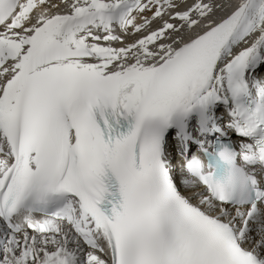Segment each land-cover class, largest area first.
<instances>
[{"label": "snow or ice", "instance_id": "snow-or-ice-1", "mask_svg": "<svg viewBox=\"0 0 264 264\" xmlns=\"http://www.w3.org/2000/svg\"><path fill=\"white\" fill-rule=\"evenodd\" d=\"M262 70L264 0H0V264H264Z\"/></svg>", "mask_w": 264, "mask_h": 264}, {"label": "bare ground", "instance_id": "bare-ground-1", "mask_svg": "<svg viewBox=\"0 0 264 264\" xmlns=\"http://www.w3.org/2000/svg\"><path fill=\"white\" fill-rule=\"evenodd\" d=\"M218 2H224V0H218ZM235 2H239V0H235ZM225 13H218V16L219 15H224ZM119 33V32H118ZM115 46H117V45H115ZM117 47H119V46H117ZM242 47H243V45H242ZM259 75H261V76H264V70H262L260 73H259Z\"/></svg>", "mask_w": 264, "mask_h": 264}, {"label": "rangeland", "instance_id": "rangeland-1", "mask_svg": "<svg viewBox=\"0 0 264 264\" xmlns=\"http://www.w3.org/2000/svg\"><path fill=\"white\" fill-rule=\"evenodd\" d=\"M117 32H119V30ZM117 46H121V45H117Z\"/></svg>", "mask_w": 264, "mask_h": 264}]
</instances>
